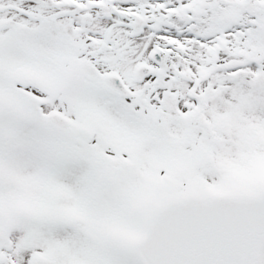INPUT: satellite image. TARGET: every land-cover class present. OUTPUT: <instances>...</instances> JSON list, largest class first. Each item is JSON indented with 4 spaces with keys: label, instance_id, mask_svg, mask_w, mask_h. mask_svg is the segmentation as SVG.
<instances>
[{
    "label": "snow or ice",
    "instance_id": "1",
    "mask_svg": "<svg viewBox=\"0 0 264 264\" xmlns=\"http://www.w3.org/2000/svg\"><path fill=\"white\" fill-rule=\"evenodd\" d=\"M0 264H264V0H0Z\"/></svg>",
    "mask_w": 264,
    "mask_h": 264
}]
</instances>
